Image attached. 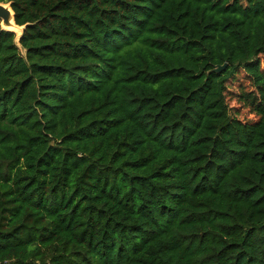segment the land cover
Segmentation results:
<instances>
[{"label": "trees", "instance_id": "1", "mask_svg": "<svg viewBox=\"0 0 264 264\" xmlns=\"http://www.w3.org/2000/svg\"><path fill=\"white\" fill-rule=\"evenodd\" d=\"M0 2V264H264V0Z\"/></svg>", "mask_w": 264, "mask_h": 264}, {"label": "water", "instance_id": "2", "mask_svg": "<svg viewBox=\"0 0 264 264\" xmlns=\"http://www.w3.org/2000/svg\"><path fill=\"white\" fill-rule=\"evenodd\" d=\"M0 20L1 26L4 30L16 34V43L20 45V39L24 34L27 24L19 25L15 19V12L11 2H0ZM228 66V62L219 64L212 69L213 72H222Z\"/></svg>", "mask_w": 264, "mask_h": 264}, {"label": "rangeland", "instance_id": "3", "mask_svg": "<svg viewBox=\"0 0 264 264\" xmlns=\"http://www.w3.org/2000/svg\"><path fill=\"white\" fill-rule=\"evenodd\" d=\"M263 60H264V57H263ZM230 104L232 106H237V107L240 106L236 99H230ZM241 117L242 118H248V117L252 118L254 117V115L250 114L248 112V109H242Z\"/></svg>", "mask_w": 264, "mask_h": 264}]
</instances>
